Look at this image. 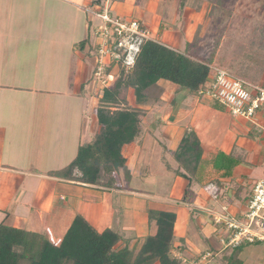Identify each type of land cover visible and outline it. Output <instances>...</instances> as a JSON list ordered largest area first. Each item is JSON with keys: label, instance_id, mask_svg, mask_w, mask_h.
I'll use <instances>...</instances> for the list:
<instances>
[{"label": "crops", "instance_id": "obj_1", "mask_svg": "<svg viewBox=\"0 0 264 264\" xmlns=\"http://www.w3.org/2000/svg\"><path fill=\"white\" fill-rule=\"evenodd\" d=\"M92 1L0 0V223L40 234L59 246L75 217L81 216L97 232L111 229L127 233L121 246L132 249L139 248L150 232L149 210L172 212L176 217L172 257L181 259L182 264H193L209 252L210 257L201 264H227L234 249L220 243V229L211 222L203 200L208 198L204 187L214 186L207 180L212 171L209 164L205 169L200 167L203 180H197L208 184L198 192L203 194L200 196L188 191L184 179L181 187L174 184L165 196L130 188V183H135L149 165L154 145L161 146L155 148L158 167L164 168L167 154L174 162L187 130L199 138L201 163L209 156L203 157V151L208 150L204 144L217 146L216 152L231 150L233 141L229 136L233 133L226 109L224 113L200 104L195 96L176 85L160 83L165 81L158 82L162 93L157 102L136 105L132 90L127 91L131 100L120 99L125 93L122 91L121 108L140 109L142 122L155 118L153 111L159 118L146 127L140 122L137 137L122 148L124 164L113 173L112 185H108L106 177L107 184L98 186L55 175L74 160L85 141L82 137L89 142L98 134L96 109L102 92L112 87L120 74L118 65L108 63L104 74L110 79L101 84L94 77L97 40L94 31L90 39V7L94 11L114 3L112 8L122 18L138 20L156 42L188 53L192 59L206 60L210 53H195L202 36L199 33L194 42L200 20L195 19L199 13L190 0H108L103 6L92 5ZM217 54L209 77L212 68H220ZM262 75L264 79V71ZM248 82L264 88V81ZM216 126L224 128V134L217 138ZM73 175L77 177L79 173L75 171ZM238 191L228 190V195H237Z\"/></svg>", "mask_w": 264, "mask_h": 264}, {"label": "trees", "instance_id": "obj_2", "mask_svg": "<svg viewBox=\"0 0 264 264\" xmlns=\"http://www.w3.org/2000/svg\"><path fill=\"white\" fill-rule=\"evenodd\" d=\"M100 2L93 0L92 5ZM214 45L208 59L199 60L156 41L145 42L133 68L129 72L120 69L112 87L103 90L96 109L99 131L93 142L80 146L74 160L55 175L86 185H112L113 173L124 164L122 148L139 134L142 116L138 108H121V92L132 90L136 105L157 102L162 93L158 82L163 80L197 97L208 81L210 66L218 52L219 42ZM174 160L180 168L179 175L190 187L202 162L200 141L192 130L185 131ZM75 171L79 176L74 177ZM105 177L110 182H104ZM148 218L155 223V233L133 255L128 249L117 248L119 237L113 230L97 232L81 216L75 217L59 246L40 234L0 223V264H182L181 259L171 255L175 214L149 210ZM235 250L227 258V264H240Z\"/></svg>", "mask_w": 264, "mask_h": 264}, {"label": "rangeland", "instance_id": "obj_3", "mask_svg": "<svg viewBox=\"0 0 264 264\" xmlns=\"http://www.w3.org/2000/svg\"><path fill=\"white\" fill-rule=\"evenodd\" d=\"M105 2L106 0H101L100 6H103ZM189 2L190 5L194 4L191 6H193L192 8L196 14L199 13L195 19L200 20L199 27L196 29V35L194 34V42L199 37V33L202 36V40L200 39V43L198 44L200 49L195 51L196 55L203 52V55L207 56V53L211 52L213 46H215V42L218 41L217 55L219 61H216V64L221 69L232 73L233 76L247 77L251 82L258 84L261 81L263 82L264 50L262 46L264 43V0H190ZM112 5L114 6V3L106 5L110 11V15L112 17L122 18V15H119L116 11L117 9L112 8ZM92 11L93 9L90 7L88 12L92 13ZM122 19L128 20V18ZM194 20H191V23H194ZM101 23L99 18L94 15L92 16L90 39H92L94 29ZM191 31L194 32V27ZM91 45H93L92 42ZM95 58H97L96 53ZM160 83L172 87L170 82L167 83L165 81ZM101 84L103 83L101 82ZM123 97L124 100H131L129 92L123 93L122 96L120 95V99ZM195 99L196 101H200V104L210 105L211 107L217 108L218 111L226 113L225 108L213 100L205 97H195ZM152 113L155 115V118L141 121L144 127L149 125L151 121H156L155 119L158 117V113L155 111ZM226 116L230 124L229 129L233 133V135L229 136L230 142L233 141V147L231 150L227 149L226 151L216 152L215 149H217V146H215L214 142V148L212 145H203L208 149L203 151V157L209 156L201 163L200 167L204 166L205 169V166L208 164L211 166L212 171L209 172L208 176L210 178L207 180H211L208 183L213 184L216 188V200L208 196L207 199L204 197L203 200L206 202V211H216L221 214V207L225 206L231 213L235 212L234 214H236L239 206L242 203L245 204L249 199L255 183L264 178V117L260 111L252 120L230 118L231 116L229 117L227 114ZM163 128L165 127L163 126ZM217 128L216 138L218 135L222 136L224 134V128L222 126ZM95 137H91L89 142H87L89 140L87 137L85 139L82 137V140L85 141L84 143L82 142L81 146L90 144ZM225 139H227V136H225ZM155 148L159 149L161 146L157 148L154 145L150 158H148L149 165L143 168L142 176L136 179L135 183L134 181L130 183V188H139L146 194L165 196L174 184L182 186L184 177L178 175L180 168L175 160L173 162L172 158L169 159L168 154L164 168L161 166L158 167L159 158ZM200 174L201 169H199V174L193 178L192 184L188 188V191L191 189L195 197L198 192L202 191L203 186L208 185L207 183H200L197 180V178L201 181L203 180V177H201L202 174ZM175 180H178L179 183H174ZM237 188L240 189L237 195L234 192L228 195V190ZM198 195L203 194L198 193ZM149 223L150 232L141 242L155 233L154 221L149 220ZM190 230H192L191 224ZM116 234L119 237L117 248L128 249L131 255L138 250V248L131 249V247L126 248L121 246L124 244L127 233L119 231ZM249 246H243L235 250L236 258L244 262L246 261V263L250 261L260 264L264 263V242Z\"/></svg>", "mask_w": 264, "mask_h": 264}, {"label": "built area", "instance_id": "obj_4", "mask_svg": "<svg viewBox=\"0 0 264 264\" xmlns=\"http://www.w3.org/2000/svg\"><path fill=\"white\" fill-rule=\"evenodd\" d=\"M108 1V0H106ZM92 14L102 22L94 30L97 40V61L94 77L106 83L109 75L104 69L109 63L129 72L135 65L141 47L147 41H156L148 28L138 20L112 17L107 6L96 8ZM212 75L197 97H205L223 106L231 117L252 120L260 111L264 117V88L233 76L220 68H212ZM208 197L216 200V188L204 187ZM222 213L206 211L214 226L220 229L219 240L226 248L264 242V178L258 180L243 208L236 214L225 206ZM210 257L206 252L193 264H201Z\"/></svg>", "mask_w": 264, "mask_h": 264}]
</instances>
